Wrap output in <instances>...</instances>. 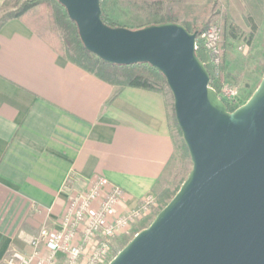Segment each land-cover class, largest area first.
<instances>
[{"label": "crops", "instance_id": "crops-1", "mask_svg": "<svg viewBox=\"0 0 264 264\" xmlns=\"http://www.w3.org/2000/svg\"><path fill=\"white\" fill-rule=\"evenodd\" d=\"M172 150L164 95L98 79L19 19L0 27V264L57 226L74 178L77 189L107 178L132 209L154 195Z\"/></svg>", "mask_w": 264, "mask_h": 264}, {"label": "water", "instance_id": "water-1", "mask_svg": "<svg viewBox=\"0 0 264 264\" xmlns=\"http://www.w3.org/2000/svg\"><path fill=\"white\" fill-rule=\"evenodd\" d=\"M84 48L108 64L148 63L166 79L191 169L152 222L108 264H264V73L228 111L179 23L110 27L100 0H58Z\"/></svg>", "mask_w": 264, "mask_h": 264}, {"label": "rangeland", "instance_id": "rangeland-1", "mask_svg": "<svg viewBox=\"0 0 264 264\" xmlns=\"http://www.w3.org/2000/svg\"><path fill=\"white\" fill-rule=\"evenodd\" d=\"M23 0H10L0 10V17ZM111 16L127 28L141 27L150 22L155 9L173 13L177 22L216 23L221 29L225 80L223 84L239 91L243 103L258 86L264 73V0H107ZM168 122L173 142L172 154L156 184L157 206L115 238L110 256L114 257L133 237L146 228L164 207L168 198L179 189L190 169L188 154L182 149V137L173 125L172 98L165 93Z\"/></svg>", "mask_w": 264, "mask_h": 264}, {"label": "built area", "instance_id": "built-area-1", "mask_svg": "<svg viewBox=\"0 0 264 264\" xmlns=\"http://www.w3.org/2000/svg\"><path fill=\"white\" fill-rule=\"evenodd\" d=\"M221 29L209 24L195 39V50L201 46L206 63L218 68L222 63ZM219 98L234 107L243 104L237 89L222 84ZM65 187L68 196L57 226L43 225L27 239L29 253L16 249L8 252L3 264H108L115 238L150 213L156 203L152 193L146 194L132 209H124V194L120 187L103 176L84 179L79 189Z\"/></svg>", "mask_w": 264, "mask_h": 264}, {"label": "trees", "instance_id": "trees-1", "mask_svg": "<svg viewBox=\"0 0 264 264\" xmlns=\"http://www.w3.org/2000/svg\"><path fill=\"white\" fill-rule=\"evenodd\" d=\"M9 1L10 0H5L3 6H6ZM100 9L101 20L104 24L110 27H124V25H120L111 16L107 7V0H100ZM11 19H19L22 21L37 37L60 56L66 58L86 72L94 74L98 79L108 84L119 88H140L158 92L162 95L165 93L170 94L165 77L148 63H137L132 65L108 64L97 58L94 54L88 52L79 38L75 23L69 18L65 8L58 0H23L21 3L14 5L13 10L4 13L0 17V27ZM149 20L150 22L141 27H131L128 29L136 30L166 22L178 23L175 14L161 13L160 10L157 9L151 12ZM180 24L184 26L188 32H195L197 36L208 26V24H196L190 27L189 24L185 22ZM195 55L205 64L210 79L209 86L219 95L225 80L223 58L221 65L218 68H214L206 63L207 57L201 46L195 50ZM116 95L117 92L114 93V97ZM221 100L224 102L228 111L231 112L236 109V107L231 106L223 99ZM171 117L174 127L179 135H181L174 117L172 105ZM181 147L188 154L183 140ZM177 190L178 189H176L175 193ZM175 193H173V195ZM172 196L168 198L167 202ZM167 202L164 203V206Z\"/></svg>", "mask_w": 264, "mask_h": 264}]
</instances>
